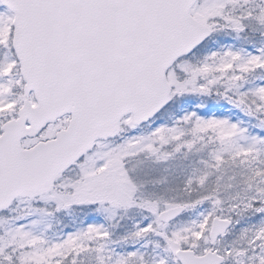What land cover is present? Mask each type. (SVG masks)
<instances>
[{
	"label": "snow or ice",
	"instance_id": "obj_1",
	"mask_svg": "<svg viewBox=\"0 0 264 264\" xmlns=\"http://www.w3.org/2000/svg\"><path fill=\"white\" fill-rule=\"evenodd\" d=\"M0 264H264V0H0Z\"/></svg>",
	"mask_w": 264,
	"mask_h": 264
}]
</instances>
